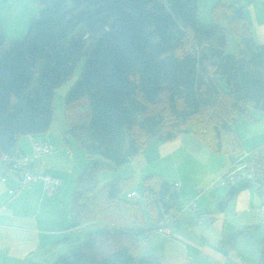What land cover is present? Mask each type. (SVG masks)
Instances as JSON below:
<instances>
[{
  "label": "trees",
  "instance_id": "16d2710c",
  "mask_svg": "<svg viewBox=\"0 0 264 264\" xmlns=\"http://www.w3.org/2000/svg\"><path fill=\"white\" fill-rule=\"evenodd\" d=\"M37 4L25 36L0 54V159L17 171L16 161L28 155L21 140L48 131L55 90L84 58L65 96V134L88 160L71 206V227L85 230L84 238L53 264H162L136 253L152 233L176 221L177 184L149 172L139 197L129 200V178L100 186V175L129 163L149 142L182 133L234 161L241 151L235 122L264 113V45L254 39L244 6L228 0H219L212 13L229 20L234 53L227 51L225 27L200 22L198 0ZM5 43L0 30V49ZM249 186L238 183L222 204ZM258 264H264V238Z\"/></svg>",
  "mask_w": 264,
  "mask_h": 264
},
{
  "label": "crops",
  "instance_id": "0c3cea01",
  "mask_svg": "<svg viewBox=\"0 0 264 264\" xmlns=\"http://www.w3.org/2000/svg\"><path fill=\"white\" fill-rule=\"evenodd\" d=\"M208 1L213 21L231 32L229 20L214 19L212 11L219 0ZM228 1L244 6L254 39L264 45V0ZM33 4L34 1L30 0L22 3L19 9L28 14L26 9H33ZM52 122L46 133L26 135L20 143L23 152L33 161L34 172L44 171L61 180V186L55 193L44 191L42 179H37L30 188L20 190L17 171L9 170L3 159H0V264H49L55 252L56 256L61 255L75 248L82 240L81 235L85 230L71 227L73 194L69 197L71 188L66 185L63 169L71 168L73 164L76 166L73 150H78L80 156L84 150L73 137L65 134L67 123L62 133L52 128ZM242 122L247 123V131L244 134L235 133L241 143V150L264 145V117L247 121L243 119ZM34 142L49 143L53 152L34 155ZM182 148L186 153L178 158L177 154ZM219 154L197 135L182 133L173 140L149 142L129 162L131 171L112 173L110 170L100 175V186L114 178L130 176L134 184L127 193L135 191L140 194L141 177L149 172L158 173L177 184L178 217L171 226L156 230L146 239L144 244L147 250L143 257L154 255L162 264H258L264 227L247 234L240 231L264 223L259 212L260 194L253 186H249L222 204L235 184L222 182L221 174L229 163L227 156L215 163L212 155L220 157ZM85 156L82 155L81 168L74 170L77 175L82 171L83 163L87 162ZM188 158H200L202 164L210 161L205 178H197L202 171L195 175L196 168L180 171V167H186ZM173 168L177 170L176 174L172 172ZM189 172L194 177H188ZM69 178L72 184L74 179L71 176ZM189 202H194L195 206H188ZM259 232L262 233L258 238Z\"/></svg>",
  "mask_w": 264,
  "mask_h": 264
},
{
  "label": "rangeland",
  "instance_id": "374dc122",
  "mask_svg": "<svg viewBox=\"0 0 264 264\" xmlns=\"http://www.w3.org/2000/svg\"><path fill=\"white\" fill-rule=\"evenodd\" d=\"M28 1H30V0H0V30H2V32L6 36V43L0 49V54H2L3 52H5L8 49L10 42H12L15 39H22L25 36L32 18L38 13V4H37L38 0H33L35 3V4H33V9L31 7L26 9L28 14H26V12L24 10L19 9L20 6L22 5V3H28ZM198 6L200 8V16H199L200 22L203 25L216 24L212 19L211 9H209L210 2L208 0H198ZM226 32H227V37H228L227 51H228V53H234L235 49H236V45H237L236 37L230 32L229 29H226ZM83 64H84V58H82L79 61L78 65L74 71V74L69 79V81L64 83L59 88H57L55 90V93H54L52 128L54 130H61L62 133L65 131V127H66L65 96L71 90L72 86L79 79V77L81 75V70H82ZM39 66L40 67L43 66V61L40 63ZM258 115H259V118H261V119H262V117H264V113H259ZM245 120L247 121L248 119H245ZM242 121H243V118L238 119L234 125V127H235L234 131L236 134H238V132H241V134H244L248 129L247 123L242 122ZM70 139H72V138L70 137ZM30 146H31V144H30ZM185 153H186V151L184 148L180 149L178 154H177L178 158H181ZM72 154H73V162L75 163L76 166H74V164H73V166L71 168L65 167V169H63L65 177H66V185L67 186L69 185L71 188V189L69 188L70 189L69 197L74 192L73 190H74L75 184H76L75 180L77 179V176L79 175V174L78 175L75 174L74 170H78V168L81 166L82 155H84V154H81V156H80V152L78 150H73ZM204 155H205V152L202 154V156L204 157ZM219 155H220V157L217 155H212L213 156L212 160L215 163L219 162V160L221 158H224L226 156V154H222V153H220ZM188 160H189V158H188ZM86 161L88 162V160H86ZM187 161H186V164H187L186 167L185 168L180 167V171L190 170L192 168H196L195 169V175L197 173H199L200 170L202 171L200 174L197 175V178H200V177L205 178L207 176V171L209 168L210 161H206L203 164L201 163L200 158H199V160L194 159V158L190 159L188 161V163H187ZM87 162L83 163L82 171L80 172V174L83 172L84 168L86 167ZM59 170H61V168H59ZM122 170H125L126 172L131 171L130 164L126 163L124 165L117 166V167L111 169V172L112 173H113V171L120 172ZM172 172L174 174H176L177 170L173 168ZM135 175H137V174H135ZM70 176H71V178L74 179L72 184L70 183V178H69ZM116 176L117 175L115 174L114 177H116ZM126 177H128L130 179V181H129V188H130L131 186H133L134 180L132 181L130 176H126ZM188 177H194V175L189 172ZM141 178H142L141 182H143V177H141ZM23 191H26V190H23ZM133 200H135V199H133ZM262 218H263V222H264V216H262ZM260 224H264V223H260ZM263 227H264V225H263ZM261 233L262 232H259L257 234L258 238H259V236L261 237ZM81 238L82 239L84 238V234L81 235ZM260 240H261V238L259 239V243H260ZM78 244H80V243H78ZM77 246L78 245H76L75 248ZM146 250H147V246L145 247V244L141 245L140 248L138 249L137 253H136V256L143 257L142 255L145 254L144 252H146ZM56 253L57 252H55L53 255V258L50 259L51 261L50 260L48 261L49 264H53L57 260V258L62 255L60 253L61 255L58 254L56 256Z\"/></svg>",
  "mask_w": 264,
  "mask_h": 264
},
{
  "label": "built area",
  "instance_id": "2783aa9c",
  "mask_svg": "<svg viewBox=\"0 0 264 264\" xmlns=\"http://www.w3.org/2000/svg\"><path fill=\"white\" fill-rule=\"evenodd\" d=\"M52 146L42 142L33 143V154L39 156L50 153ZM30 156L23 155L17 160V172L20 180V190L28 189L37 179L43 180L44 191L48 194L55 193L61 186V180L44 171L34 172L30 167ZM221 180L225 184L237 185L240 182H249L260 194L261 203L259 212L264 216V145L251 150H241L234 161H231L221 174ZM139 197L137 192L127 194L128 199ZM195 206L194 202L187 203Z\"/></svg>",
  "mask_w": 264,
  "mask_h": 264
}]
</instances>
